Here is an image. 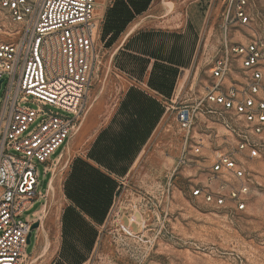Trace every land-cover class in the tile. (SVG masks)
I'll return each instance as SVG.
<instances>
[{
	"label": "built area",
	"instance_id": "obj_1",
	"mask_svg": "<svg viewBox=\"0 0 264 264\" xmlns=\"http://www.w3.org/2000/svg\"><path fill=\"white\" fill-rule=\"evenodd\" d=\"M96 4L0 0V264H26L39 211L21 217L43 197L38 163L53 175L62 154L51 156L77 131L96 59ZM230 5L204 93L185 96L192 90L183 85L166 111L183 134L176 171L187 166L205 174L190 196L235 215L246 211L253 187L245 162L264 158V11L255 0ZM234 24L245 31L242 42L228 36ZM30 97L39 108L27 106Z\"/></svg>",
	"mask_w": 264,
	"mask_h": 264
},
{
	"label": "rangeland",
	"instance_id": "obj_2",
	"mask_svg": "<svg viewBox=\"0 0 264 264\" xmlns=\"http://www.w3.org/2000/svg\"><path fill=\"white\" fill-rule=\"evenodd\" d=\"M115 1L97 0L96 59L77 131L51 156L56 160L62 154L53 175L46 172V165L38 163L37 194L43 197L37 198L21 217L27 219L39 211L35 222H40V226L32 232L26 248V264H264V158L245 162L253 181L245 212L230 215L209 208L201 199L190 196L191 189L204 179L203 171L187 166L176 171L183 134L172 114H167L139 159L125 173L119 175L115 170H108L110 175L105 173L113 180L115 188L104 222L97 224L85 213L81 215L96 231L92 247L86 248V241L75 235L73 244L81 257L62 255L64 214L71 207L80 212L69 193L74 163L88 157L95 136L114 114L128 85L114 59L133 30L137 15L111 41V34L104 28ZM255 1L257 10L264 11L260 0ZM200 2L199 11L208 10L209 14L198 35L189 37L191 55L192 46L198 50L193 70L182 75L180 81V88L184 85L187 90L194 80L198 88L209 82L208 65L221 47L224 38L221 26L226 12L231 9V0ZM0 20L4 22L1 15ZM244 34L245 31L234 24L228 36L242 42ZM4 89L3 85L0 102ZM29 100L27 106L39 108L40 104L33 97ZM47 109L72 116L50 106ZM123 225L132 229V236Z\"/></svg>",
	"mask_w": 264,
	"mask_h": 264
},
{
	"label": "crops",
	"instance_id": "obj_3",
	"mask_svg": "<svg viewBox=\"0 0 264 264\" xmlns=\"http://www.w3.org/2000/svg\"><path fill=\"white\" fill-rule=\"evenodd\" d=\"M187 1L152 0L146 12L136 16L133 30L126 36L114 59L115 66L124 75L128 85L114 114L95 136L88 157H81V160L106 174H109L108 170H115L122 175L139 159L144 147L160 129L167 116L168 100L178 92L181 78L192 71L195 65L198 47L192 46L194 51L191 55L189 37L198 35L208 19V10L199 11L200 0ZM165 67L178 71L170 96L163 87L167 77L163 74ZM196 85L194 80L190 86L192 93L188 91L185 96L193 95L194 92L204 93L206 85L199 88ZM145 109L150 111L152 117H159L147 140L141 142L139 134L146 130L141 121ZM148 122L151 124L152 118ZM224 132L220 129V133ZM129 137L128 147L118 153V141Z\"/></svg>",
	"mask_w": 264,
	"mask_h": 264
},
{
	"label": "trees",
	"instance_id": "obj_4",
	"mask_svg": "<svg viewBox=\"0 0 264 264\" xmlns=\"http://www.w3.org/2000/svg\"><path fill=\"white\" fill-rule=\"evenodd\" d=\"M151 1L152 0H116L114 6L108 11L104 28L107 34H111V41H114L124 31L127 24H129L136 15L144 12ZM163 74L167 75L166 79H164L163 87L166 88L165 90L170 96L174 88L178 71L172 67H165ZM144 112L146 122L143 116H141V121L144 122L146 130L143 134H139L141 135V142L147 140V137L152 133L159 117L158 115L152 117L148 109H145ZM149 118H152L151 124L148 122ZM130 140V137L121 138L118 141L117 152L125 151ZM70 177L72 180V189H69V193L73 197L72 199L77 204V207H79L80 212L71 207L68 208L64 214L62 255L64 257H79L80 253L73 244V236L78 235L83 241H86V248L88 249L92 247L96 238V231L92 224L81 215L85 213L94 220L93 222L102 224L111 205L115 184L110 176L81 159H77L74 163ZM68 261L71 262L72 259H68ZM77 262L78 260L76 263Z\"/></svg>",
	"mask_w": 264,
	"mask_h": 264
},
{
	"label": "water",
	"instance_id": "obj_5",
	"mask_svg": "<svg viewBox=\"0 0 264 264\" xmlns=\"http://www.w3.org/2000/svg\"><path fill=\"white\" fill-rule=\"evenodd\" d=\"M1 83H2V80L0 81V86H1ZM40 226V222H35L31 225V230H30V233L28 235V239H27V243L30 244V241H31V236H32V232L34 230H36L37 228H39Z\"/></svg>",
	"mask_w": 264,
	"mask_h": 264
},
{
	"label": "bare ground",
	"instance_id": "obj_6",
	"mask_svg": "<svg viewBox=\"0 0 264 264\" xmlns=\"http://www.w3.org/2000/svg\"><path fill=\"white\" fill-rule=\"evenodd\" d=\"M123 228H124V230L126 231L127 234L131 233V235H133L132 229L130 227H127V226L123 225Z\"/></svg>",
	"mask_w": 264,
	"mask_h": 264
}]
</instances>
